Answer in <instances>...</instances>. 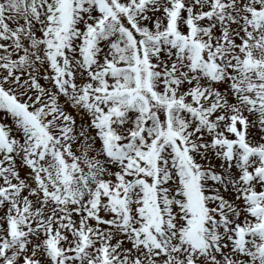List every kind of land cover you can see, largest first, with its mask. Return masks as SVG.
<instances>
[{"label": "snow or ice", "instance_id": "obj_1", "mask_svg": "<svg viewBox=\"0 0 264 264\" xmlns=\"http://www.w3.org/2000/svg\"><path fill=\"white\" fill-rule=\"evenodd\" d=\"M0 264H264V0H0Z\"/></svg>", "mask_w": 264, "mask_h": 264}]
</instances>
